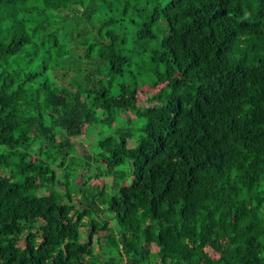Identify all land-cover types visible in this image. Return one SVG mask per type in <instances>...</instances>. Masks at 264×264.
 <instances>
[{
    "label": "trees",
    "instance_id": "16d2710c",
    "mask_svg": "<svg viewBox=\"0 0 264 264\" xmlns=\"http://www.w3.org/2000/svg\"><path fill=\"white\" fill-rule=\"evenodd\" d=\"M0 148V264H264V0H0Z\"/></svg>",
    "mask_w": 264,
    "mask_h": 264
},
{
    "label": "rangeland",
    "instance_id": "374dc122",
    "mask_svg": "<svg viewBox=\"0 0 264 264\" xmlns=\"http://www.w3.org/2000/svg\"><path fill=\"white\" fill-rule=\"evenodd\" d=\"M161 85L156 84V82L151 81L149 79H146L144 81H142L140 83V100L144 101L147 96L151 93H156L159 89H160ZM118 114V113H117ZM125 116L123 114H120V116H118V119L116 121V123L114 124V126L110 127V126H106V125H102V124H96L93 126H90L89 130L92 132L91 134L87 135L84 134L82 136H79L77 138L74 139V141H76V153L75 156L81 157L82 155H84L86 152H89L90 156H91V170H94V173L98 174L100 173L99 170L96 168L97 162L96 159H100V163L99 165H105L106 164V160H105V156L102 154L96 155L94 152H96V148H95V143H97V141L100 138H103L104 136L111 134L114 130V128L118 125V124H122L125 120L124 118ZM94 131V132H93ZM2 150V148H0V151ZM119 164H122V162H120ZM73 165H70L69 161L66 160L64 162L63 165L58 166V175L57 178L61 181H63L65 179V174H69V178H73L74 173L71 171L73 169ZM110 178L105 177L104 175L102 176H97L94 175V177H92V179H90L89 183L85 184V189L87 191L88 194H94L97 193V188H95V185L102 187L105 183L109 182ZM84 181V179H80L79 183L81 184ZM66 189L65 186H58L56 188H50L47 192L49 193H53V192H59V193H63L64 190ZM85 230V229H84ZM156 250V248H154ZM22 254H25V251L22 252Z\"/></svg>",
    "mask_w": 264,
    "mask_h": 264
}]
</instances>
